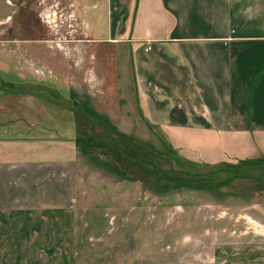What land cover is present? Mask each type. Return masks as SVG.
<instances>
[{
    "label": "crops",
    "instance_id": "0c3cea01",
    "mask_svg": "<svg viewBox=\"0 0 264 264\" xmlns=\"http://www.w3.org/2000/svg\"><path fill=\"white\" fill-rule=\"evenodd\" d=\"M71 6L89 39L130 43L144 121L160 125L180 155L207 164L264 160V0ZM175 130L190 141L171 137ZM77 165L0 146V264H264V184L239 178L214 197L183 189L205 193L88 205L78 201ZM246 183L258 189L240 190ZM59 216L70 246H41Z\"/></svg>",
    "mask_w": 264,
    "mask_h": 264
},
{
    "label": "rangeland",
    "instance_id": "374dc122",
    "mask_svg": "<svg viewBox=\"0 0 264 264\" xmlns=\"http://www.w3.org/2000/svg\"><path fill=\"white\" fill-rule=\"evenodd\" d=\"M79 23L71 0H0V74L17 81L51 86L66 100L85 104L100 116H106L128 137L165 150L164 142L170 140L160 125L151 122L148 125L144 121L137 103L130 43L91 40ZM64 104V101L54 104L32 95L0 92V138L24 139L0 146L42 152L46 157L74 158L78 163V201L88 205L126 203L129 206L146 201L145 196L169 201L205 193L154 189L136 165L118 154L120 149L105 143L101 124H92ZM171 137L190 141L181 130H175ZM75 140L77 149L49 146L55 141ZM172 141L177 144L175 139ZM251 172L264 174L258 169ZM239 189L248 192L258 188L246 183ZM205 194L214 197L215 190ZM198 196L202 195L192 197ZM59 217L60 221L53 222L52 234L41 238L40 241L45 240L41 246H70L68 225L64 216ZM33 237L29 236L31 240Z\"/></svg>",
    "mask_w": 264,
    "mask_h": 264
},
{
    "label": "trees",
    "instance_id": "16d2710c",
    "mask_svg": "<svg viewBox=\"0 0 264 264\" xmlns=\"http://www.w3.org/2000/svg\"><path fill=\"white\" fill-rule=\"evenodd\" d=\"M135 8L136 4L134 11ZM0 92L13 95H32L54 104L64 101L66 103L64 105L69 110L78 112L92 124H101L106 136L105 143L114 144L120 149L118 154L128 163L136 165L143 173L146 183L154 189L161 191L180 189L212 191L239 178H251L264 184L263 173L259 175L251 172L254 169L264 171V160H244L236 164L200 163L182 157L167 141L164 142L165 150L160 151L148 141H137L128 137L117 130L106 116H100L85 104H76L74 101L66 100L57 89L43 85V83L17 81L0 74ZM148 125H150L149 122ZM77 143L75 140L74 144L78 147ZM202 167H206V169H202Z\"/></svg>",
    "mask_w": 264,
    "mask_h": 264
}]
</instances>
